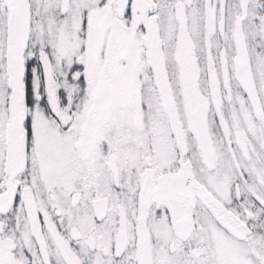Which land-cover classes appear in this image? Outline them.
I'll use <instances>...</instances> for the list:
<instances>
[{"label": "snow or ice", "instance_id": "obj_1", "mask_svg": "<svg viewBox=\"0 0 264 264\" xmlns=\"http://www.w3.org/2000/svg\"><path fill=\"white\" fill-rule=\"evenodd\" d=\"M0 264H264V0H0Z\"/></svg>", "mask_w": 264, "mask_h": 264}]
</instances>
